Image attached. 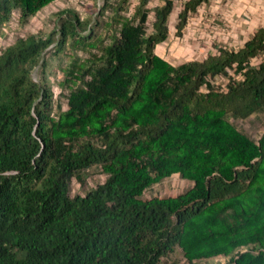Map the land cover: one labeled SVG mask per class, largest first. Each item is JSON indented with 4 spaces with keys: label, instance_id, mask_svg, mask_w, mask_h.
I'll use <instances>...</instances> for the list:
<instances>
[{
    "label": "trees",
    "instance_id": "obj_1",
    "mask_svg": "<svg viewBox=\"0 0 264 264\" xmlns=\"http://www.w3.org/2000/svg\"><path fill=\"white\" fill-rule=\"evenodd\" d=\"M56 1L0 0V37L14 15L20 28ZM131 1L108 0L95 25L66 10L0 55V264H160L177 249L185 264H264V134L255 141L234 121L264 110V65H251L264 26L175 66L156 50L177 1ZM208 1L185 0L178 37ZM68 46L89 57L62 69V110L46 54ZM217 76L227 90L208 82ZM93 167L106 180L71 196ZM174 175L192 187L143 198Z\"/></svg>",
    "mask_w": 264,
    "mask_h": 264
},
{
    "label": "rangeland",
    "instance_id": "obj_2",
    "mask_svg": "<svg viewBox=\"0 0 264 264\" xmlns=\"http://www.w3.org/2000/svg\"><path fill=\"white\" fill-rule=\"evenodd\" d=\"M108 0H57L45 9H43L39 14L31 18L29 23L26 25H21L19 27H13L11 30L12 36L9 34L2 36L5 42H13L18 37L27 34H37L39 32L49 33L54 30L56 26L61 22V18H65L66 14L61 15L62 12L66 10H75L79 13L82 19L90 20L91 25L96 24V16L99 13V8L104 6ZM114 1V0H109ZM174 10L169 19L170 33L169 38L164 43L157 47V54L168 60L171 64L178 66L188 61L204 60L208 55L215 54L217 51L212 49L205 51L201 55L194 54L190 57L192 52L188 49L181 48L180 45L190 48V44L187 43L186 29L183 31V37L177 36V24L179 22L178 14L184 6L185 0H176ZM137 0H132L130 4H136ZM159 0H152L150 6L154 8L156 4H159ZM98 10V11H97ZM129 10V9H128ZM131 10L126 12L125 15H129ZM110 18V14L107 16ZM154 20L153 13L150 14L149 19V29H151V24ZM103 22V19L101 20ZM187 28V27H186ZM185 39L184 41H182ZM242 42V41H241ZM180 43V44H179ZM244 43V42H243ZM189 44V45H188ZM178 45V46H177ZM220 46H225L220 45ZM230 48H239V45H226ZM96 51V50H94ZM196 53V52H195ZM47 60L49 61V67L47 69V78L49 81L50 89L54 92L53 103L57 106L61 105L62 110L66 109V94L67 91L60 85L62 82L63 70L68 67L74 60L82 62L89 57V52L82 49L72 50L68 46L65 50L59 53L57 56L52 55L50 52L46 54ZM40 71L39 68L35 69L33 72V77L36 81L39 80ZM214 86L225 87L228 83V78H223L218 76L212 80ZM239 128L242 129L253 140L257 141L264 134V110L253 116L252 119L247 121H242L240 119L234 120ZM106 180V175L101 172L99 167L91 168L85 175V184H79L78 181H74L71 185V196H76L78 194H84L90 188L95 187L98 184L103 183ZM192 187L190 181L184 180L181 177L174 175L163 182L153 186L151 189L146 191L143 198L145 200H150L155 197L167 198L181 195L188 191ZM230 258L220 257L213 258L209 260L199 261L196 264H228ZM160 264H185L182 257L181 250L177 249L168 258H164Z\"/></svg>",
    "mask_w": 264,
    "mask_h": 264
},
{
    "label": "crops",
    "instance_id": "obj_3",
    "mask_svg": "<svg viewBox=\"0 0 264 264\" xmlns=\"http://www.w3.org/2000/svg\"><path fill=\"white\" fill-rule=\"evenodd\" d=\"M263 26L264 0H209L192 15L186 28L190 48L180 47L191 49L190 57L199 56L223 44L245 42Z\"/></svg>",
    "mask_w": 264,
    "mask_h": 264
},
{
    "label": "built area",
    "instance_id": "obj_4",
    "mask_svg": "<svg viewBox=\"0 0 264 264\" xmlns=\"http://www.w3.org/2000/svg\"><path fill=\"white\" fill-rule=\"evenodd\" d=\"M10 22H11L12 27H17V26H18L17 18L15 17V15L11 18V21H10ZM9 36L11 37L12 34L9 33ZM10 44H12V42H11V43H9V42H5V40L3 39V37H0V55L3 53V51H4V50H5ZM237 45L242 46V45H243V42L240 41ZM225 46H226V45H225ZM218 48H219V46L216 47V48H214V49H212V50H213V51H217L216 53H218ZM251 65H252L253 67H259V66H261V65H264V52H262L258 57H255V58L252 60ZM217 77H218V76H217ZM221 77H223V76H221ZM215 78H216V77H215ZM223 78H226V77H223ZM213 79H214V78H209V79H208V82H209L211 85L214 84V82L212 81ZM228 83H229V81H228ZM228 83H227V85H226L225 87L221 88V90H227V89H228ZM213 86H214V85H213ZM203 91H205V92L208 91L207 88H206V86L204 87Z\"/></svg>",
    "mask_w": 264,
    "mask_h": 264
}]
</instances>
